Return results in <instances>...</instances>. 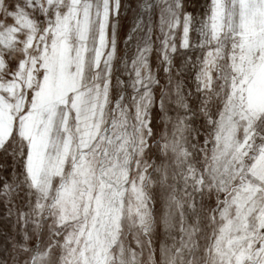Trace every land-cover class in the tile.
Here are the masks:
<instances>
[{
	"label": "snow or ice",
	"instance_id": "obj_1",
	"mask_svg": "<svg viewBox=\"0 0 264 264\" xmlns=\"http://www.w3.org/2000/svg\"><path fill=\"white\" fill-rule=\"evenodd\" d=\"M0 264H264V0H0Z\"/></svg>",
	"mask_w": 264,
	"mask_h": 264
}]
</instances>
